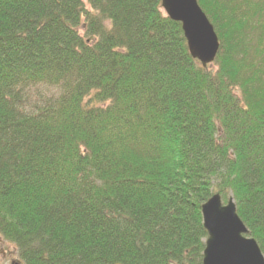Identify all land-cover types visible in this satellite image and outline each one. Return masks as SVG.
<instances>
[{
	"label": "trees",
	"instance_id": "trees-1",
	"mask_svg": "<svg viewBox=\"0 0 264 264\" xmlns=\"http://www.w3.org/2000/svg\"><path fill=\"white\" fill-rule=\"evenodd\" d=\"M0 0V240L21 264H203L219 195L264 255V0Z\"/></svg>",
	"mask_w": 264,
	"mask_h": 264
},
{
	"label": "water",
	"instance_id": "water-1",
	"mask_svg": "<svg viewBox=\"0 0 264 264\" xmlns=\"http://www.w3.org/2000/svg\"><path fill=\"white\" fill-rule=\"evenodd\" d=\"M162 9L182 25L191 56L204 68L213 65L221 44L198 1L162 0ZM202 213L208 233L203 264H264V255L258 243L248 237L233 199L224 204L221 196L215 195L204 204Z\"/></svg>",
	"mask_w": 264,
	"mask_h": 264
},
{
	"label": "rangeland",
	"instance_id": "rangeland-1",
	"mask_svg": "<svg viewBox=\"0 0 264 264\" xmlns=\"http://www.w3.org/2000/svg\"><path fill=\"white\" fill-rule=\"evenodd\" d=\"M84 2L87 4V0H84ZM19 261L20 259L14 250V246L0 240V264H13Z\"/></svg>",
	"mask_w": 264,
	"mask_h": 264
}]
</instances>
